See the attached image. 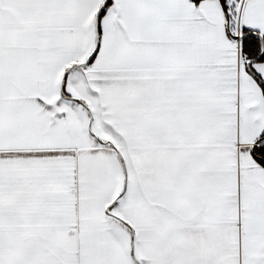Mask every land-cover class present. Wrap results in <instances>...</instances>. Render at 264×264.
<instances>
[{
    "label": "snow or ice",
    "instance_id": "obj_1",
    "mask_svg": "<svg viewBox=\"0 0 264 264\" xmlns=\"http://www.w3.org/2000/svg\"><path fill=\"white\" fill-rule=\"evenodd\" d=\"M0 264H264V0H0Z\"/></svg>",
    "mask_w": 264,
    "mask_h": 264
}]
</instances>
